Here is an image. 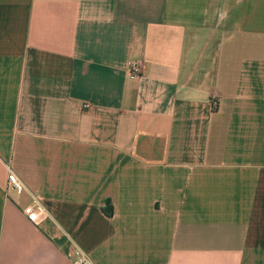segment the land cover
<instances>
[{
	"label": "crops",
	"instance_id": "obj_1",
	"mask_svg": "<svg viewBox=\"0 0 264 264\" xmlns=\"http://www.w3.org/2000/svg\"><path fill=\"white\" fill-rule=\"evenodd\" d=\"M75 249L264 264V0H0V264Z\"/></svg>",
	"mask_w": 264,
	"mask_h": 264
},
{
	"label": "built area",
	"instance_id": "obj_2",
	"mask_svg": "<svg viewBox=\"0 0 264 264\" xmlns=\"http://www.w3.org/2000/svg\"><path fill=\"white\" fill-rule=\"evenodd\" d=\"M142 63L140 60H127L123 63L122 68L130 78H137L140 75ZM210 105L213 108L216 107V101L214 99L210 100ZM7 174H6V184L7 186L20 189L21 184L13 174L9 166L6 165ZM44 211L43 206L39 201L34 200L33 204L25 205L22 208V213L25 215L26 219L30 222H35L38 219V214ZM72 262L74 264H92L89 257L79 249H75L72 253Z\"/></svg>",
	"mask_w": 264,
	"mask_h": 264
},
{
	"label": "trees",
	"instance_id": "obj_3",
	"mask_svg": "<svg viewBox=\"0 0 264 264\" xmlns=\"http://www.w3.org/2000/svg\"><path fill=\"white\" fill-rule=\"evenodd\" d=\"M102 211L105 215L111 216L112 215V206L110 203L106 202L104 206L102 207Z\"/></svg>",
	"mask_w": 264,
	"mask_h": 264
}]
</instances>
